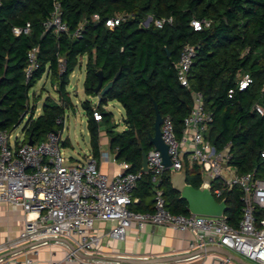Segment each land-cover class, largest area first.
<instances>
[{
  "label": "trees",
  "instance_id": "trees-1",
  "mask_svg": "<svg viewBox=\"0 0 264 264\" xmlns=\"http://www.w3.org/2000/svg\"><path fill=\"white\" fill-rule=\"evenodd\" d=\"M0 1V130L13 132L21 125L30 107V91L46 77L56 86L57 99L47 97L37 117L35 101L22 132L25 142L39 143L49 133L62 131L64 125L58 119L75 107L69 92L71 76L86 57L84 91L89 97H99L96 105L90 100L82 103L95 159L100 157V129L104 126L116 161L128 163L129 172L141 171L140 146L146 153L154 148L149 135L154 134L155 104L163 118L172 120L180 139L184 119L193 108V90L203 94L205 109L214 117L208 139L218 150L229 145L230 165L237 174L254 173L264 179V113L254 109L258 104L264 110V0ZM57 4L68 26V32L61 35L45 25ZM119 15L129 17L109 28L107 21ZM149 17L153 21L144 27ZM170 19L162 28L154 25L156 20ZM203 20L210 21V26L195 31L192 22ZM27 24L29 34L14 33ZM188 44L197 48L189 75L191 90L181 86L176 70ZM35 48L39 67L27 79L28 54ZM99 71L103 87L112 83L102 97L94 92ZM242 75H250L253 83L240 91ZM230 90H234L232 97ZM114 101L125 111L121 132L113 124L112 113L104 108ZM94 109L101 113V122L94 119ZM184 174L189 185L202 186L197 163L185 161ZM158 188L172 214L190 215L188 203L172 187L170 171H165ZM242 195L234 187L216 199L226 202L225 217L234 228L243 217ZM154 197L151 174H145L133 192L138 202L131 210L152 213ZM255 215L259 224L264 214L257 209Z\"/></svg>",
  "mask_w": 264,
  "mask_h": 264
},
{
  "label": "built area",
  "instance_id": "built-area-1",
  "mask_svg": "<svg viewBox=\"0 0 264 264\" xmlns=\"http://www.w3.org/2000/svg\"><path fill=\"white\" fill-rule=\"evenodd\" d=\"M1 6V1H0ZM129 15H119L107 21L106 25L113 29ZM98 17H95L97 19ZM150 20V21H149ZM149 17L144 23L148 27L152 22ZM172 20H156L154 25L162 28ZM210 21H193L195 31L209 27ZM53 29L56 35L68 32V26L62 19L60 6L57 4L50 20L45 24ZM30 24L25 29H14L16 35L29 34ZM76 37L80 34L77 32ZM193 45H186L176 65L177 78L181 86L190 88V69L197 53ZM37 48L28 54L29 64L25 70L30 79L38 69ZM253 83L250 75L239 76V90L247 89ZM193 108L184 119L182 136L176 135L172 120L164 118L161 126L162 139L168 147L172 167L184 173L185 161L197 163L201 167L203 182L210 185L215 199H221L225 191L239 187L242 192L243 217L238 228L227 222L225 215L220 218L175 215L167 208L163 191L158 188L165 171L163 157L153 148L147 153L149 172H129L128 163H119L122 171L110 177L98 168L93 155H85L84 159L71 162L63 153L64 127L62 131L49 133L45 141L39 143L25 142L22 137H14L12 132L0 130V203L23 210L28 215L23 232L13 243L0 245V253L22 243H32L43 239L65 238L73 243L75 249L67 259L77 260L82 264H102L82 262L78 253H95L99 251L102 237L96 231L98 222L111 224L109 236L123 241L131 229L143 231L148 225L172 227L185 233L192 232L201 247L219 246L234 252L247 260L264 264V217L256 220V210L264 214V179L256 178L254 173L237 174L230 165L232 158L229 145L222 150L208 139L213 114L205 109L203 94L191 91ZM234 90L229 91V96ZM31 105L23 116L30 117ZM260 115L264 110L260 105L254 108ZM94 119L102 121L101 113L94 109ZM58 124L65 125V116L58 119ZM23 133V132H22ZM264 158V151L261 154ZM103 161H116V154L109 153L102 157ZM151 174L154 185V211L140 213L131 210L138 200L133 198L139 179ZM217 181V185L214 182ZM214 186V187H213ZM29 258L18 260L12 258L5 264H33ZM56 264V263H53ZM214 264H230L223 258H216Z\"/></svg>",
  "mask_w": 264,
  "mask_h": 264
},
{
  "label": "crops",
  "instance_id": "crops-1",
  "mask_svg": "<svg viewBox=\"0 0 264 264\" xmlns=\"http://www.w3.org/2000/svg\"><path fill=\"white\" fill-rule=\"evenodd\" d=\"M41 114L37 108L36 117ZM100 130V157L96 159L98 168L113 177L122 168L119 163L102 160L111 151L104 126ZM27 217L23 210L0 203V245L13 243L20 237ZM110 227L108 223L96 224V231L102 237L99 251L78 253L80 261L102 264H214L216 258H223L230 264H257L223 247H201L192 232L182 233L172 227L148 225L143 231L131 229L123 241H117L109 236ZM74 249L73 243L65 238L22 243L0 253V264L12 258H29L34 261L33 264H82L67 259Z\"/></svg>",
  "mask_w": 264,
  "mask_h": 264
},
{
  "label": "rangeland",
  "instance_id": "rangeland-1",
  "mask_svg": "<svg viewBox=\"0 0 264 264\" xmlns=\"http://www.w3.org/2000/svg\"><path fill=\"white\" fill-rule=\"evenodd\" d=\"M86 57L80 60V64L71 76V84L69 86V92L71 100L74 104V110L65 111V125L63 138L68 140V144L63 147V153L66 158L70 159L71 162H77L84 159L85 155H92V149L90 145V135L87 128V116L82 108V103L86 100H90L94 105L97 104V97H89L84 91V80H85V68H86ZM56 86L52 84L46 77H44L29 93V102L33 106L35 101L36 107L39 108L40 113L44 101L47 97L57 98ZM38 97V98H36ZM107 112L113 115V124L117 125L118 131L125 129L124 118L125 111L121 104L114 101L109 103L108 106L104 107ZM27 119L16 128L12 134L14 137H22V129Z\"/></svg>",
  "mask_w": 264,
  "mask_h": 264
},
{
  "label": "water",
  "instance_id": "water-1",
  "mask_svg": "<svg viewBox=\"0 0 264 264\" xmlns=\"http://www.w3.org/2000/svg\"><path fill=\"white\" fill-rule=\"evenodd\" d=\"M150 21V20H149ZM99 78V84L95 88L94 92L100 97L104 96L108 90L111 88L112 83L107 84L103 87V73L99 71L97 73ZM117 78V76H116ZM155 123H154V134L149 135V139L155 150L161 153L163 157V165L170 171V181L172 187L177 191L181 198L188 203V210L190 214L197 216H206L220 218L223 217L227 211L226 202L223 200L218 202L213 196L210 185L203 182L199 189H195L193 186L189 185L186 181L185 174L182 175L179 172L170 170L172 167L171 156L168 154V147L162 139L161 126L163 124L164 118L159 112L157 105L155 104ZM216 142V141H214ZM29 144L32 145L33 142L30 140ZM142 151V171L145 173L149 172L147 153L140 146Z\"/></svg>",
  "mask_w": 264,
  "mask_h": 264
}]
</instances>
